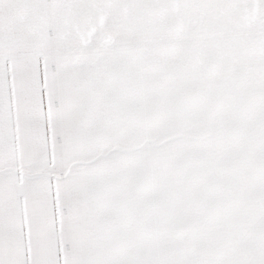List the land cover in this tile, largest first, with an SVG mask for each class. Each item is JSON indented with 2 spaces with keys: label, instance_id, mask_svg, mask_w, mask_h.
<instances>
[{
  "label": "snow or ice",
  "instance_id": "obj_1",
  "mask_svg": "<svg viewBox=\"0 0 264 264\" xmlns=\"http://www.w3.org/2000/svg\"><path fill=\"white\" fill-rule=\"evenodd\" d=\"M0 264H264V0H0Z\"/></svg>",
  "mask_w": 264,
  "mask_h": 264
}]
</instances>
